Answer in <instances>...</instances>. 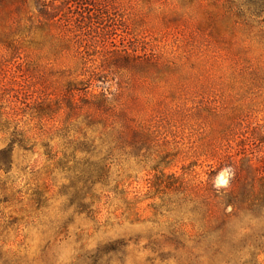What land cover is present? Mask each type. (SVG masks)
Here are the masks:
<instances>
[{
	"label": "rangeland",
	"instance_id": "374dc122",
	"mask_svg": "<svg viewBox=\"0 0 264 264\" xmlns=\"http://www.w3.org/2000/svg\"><path fill=\"white\" fill-rule=\"evenodd\" d=\"M100 2L0 0V264H264V0Z\"/></svg>",
	"mask_w": 264,
	"mask_h": 264
},
{
	"label": "trees",
	"instance_id": "16d2710c",
	"mask_svg": "<svg viewBox=\"0 0 264 264\" xmlns=\"http://www.w3.org/2000/svg\"><path fill=\"white\" fill-rule=\"evenodd\" d=\"M34 5L37 29L66 26L65 32L78 38L90 32V23L93 19L96 23L100 22L96 15L105 14L100 0H34ZM81 42L82 40L79 43ZM253 143L264 144V137H253ZM229 168L233 171V178L228 185L225 206L257 214L264 211V170L263 175L254 178L247 186L248 190L243 189L239 192L235 187L241 179L240 172L234 166ZM258 247L264 249V243L258 244Z\"/></svg>",
	"mask_w": 264,
	"mask_h": 264
}]
</instances>
